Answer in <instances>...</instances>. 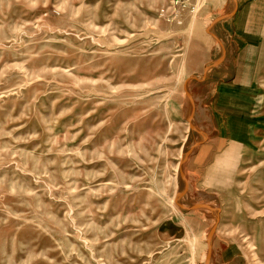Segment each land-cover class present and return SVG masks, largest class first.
<instances>
[{
    "label": "rangeland",
    "instance_id": "obj_1",
    "mask_svg": "<svg viewBox=\"0 0 264 264\" xmlns=\"http://www.w3.org/2000/svg\"><path fill=\"white\" fill-rule=\"evenodd\" d=\"M220 1L0 0V264H264V6L240 86Z\"/></svg>",
    "mask_w": 264,
    "mask_h": 264
},
{
    "label": "crops",
    "instance_id": "obj_2",
    "mask_svg": "<svg viewBox=\"0 0 264 264\" xmlns=\"http://www.w3.org/2000/svg\"><path fill=\"white\" fill-rule=\"evenodd\" d=\"M218 6H224V11L227 6H234L233 10L235 6L240 8L231 17L223 20L226 23L232 21L233 29L228 40L223 42L225 54L221 63L231 66L230 70L225 71L231 75L232 84L246 86L252 80L249 76L257 53L258 38L255 37V31L264 14L258 13L257 8L264 6V0H221Z\"/></svg>",
    "mask_w": 264,
    "mask_h": 264
},
{
    "label": "built area",
    "instance_id": "obj_3",
    "mask_svg": "<svg viewBox=\"0 0 264 264\" xmlns=\"http://www.w3.org/2000/svg\"><path fill=\"white\" fill-rule=\"evenodd\" d=\"M169 6L173 7V11H175V6H193L191 3V0H169ZM178 12V10H177ZM174 12L173 15L176 16V13Z\"/></svg>",
    "mask_w": 264,
    "mask_h": 264
},
{
    "label": "bare ground",
    "instance_id": "obj_4",
    "mask_svg": "<svg viewBox=\"0 0 264 264\" xmlns=\"http://www.w3.org/2000/svg\"><path fill=\"white\" fill-rule=\"evenodd\" d=\"M185 106H186V108H187V110H188L187 113H189V112H190V103H189L187 100H186ZM187 113H186V116H187V118H188L189 114L187 115ZM188 119H189V118H188ZM189 127L192 128L191 125H189ZM202 134H203V133H202ZM177 196H179V193H178ZM208 208H209V207H208ZM207 257H208V255L206 256V259H207ZM207 263H208V260H207Z\"/></svg>",
    "mask_w": 264,
    "mask_h": 264
},
{
    "label": "water",
    "instance_id": "obj_5",
    "mask_svg": "<svg viewBox=\"0 0 264 264\" xmlns=\"http://www.w3.org/2000/svg\"><path fill=\"white\" fill-rule=\"evenodd\" d=\"M180 194H181V193H179V196H180ZM198 206H202V205H196V206H192V207H194V208H195V207H198Z\"/></svg>",
    "mask_w": 264,
    "mask_h": 264
}]
</instances>
